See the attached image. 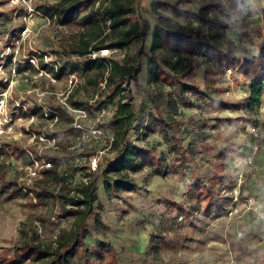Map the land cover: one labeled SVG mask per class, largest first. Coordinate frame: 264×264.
<instances>
[{
    "label": "rangeland",
    "instance_id": "1",
    "mask_svg": "<svg viewBox=\"0 0 264 264\" xmlns=\"http://www.w3.org/2000/svg\"><path fill=\"white\" fill-rule=\"evenodd\" d=\"M58 1L0 0V264H43L32 260L25 245L53 249L57 237L73 228L74 218L63 217L58 202L39 200L34 194L65 193L88 179L94 182L93 208L102 228L95 229L92 216L87 218L83 245L75 256L80 264H264V223L255 219L243 200L254 197L264 211V111L244 105L250 74L238 68L224 70L201 56L189 57L192 70L180 80L200 92L210 87L214 100L228 106L200 95H186L184 100L166 83L151 81L153 4L163 0H133L139 29L145 25L144 37L97 58L139 65L135 82L127 78L121 88L131 96L134 113L128 139L150 157L141 171L128 174L134 189L107 192L92 163L103 168L114 156L109 123L118 98L112 92L114 84L105 83L106 70H65L55 77L60 67L81 65L91 58L69 53L78 43L79 25L61 26L37 13L40 6ZM178 1L192 14L205 5L225 6V0H165ZM259 2L264 7V0ZM163 14L199 36L211 33L192 18ZM218 17L228 26L222 44L236 46L238 59L254 56L259 39L251 36L253 43H248L240 37L248 29L246 23L237 15ZM109 43H103L104 50ZM41 63L52 70L42 69ZM65 98L83 109L70 108ZM37 108L40 113H33ZM59 109L67 112L69 125L44 119V112ZM154 117L174 129L165 134L157 128L142 136ZM68 128H73L71 134L61 133ZM59 133L62 137L52 139ZM255 146L259 150L253 160L260 172L252 175L233 161ZM225 149L231 158L217 170L216 156ZM24 153L30 155V165L23 164ZM46 158L58 161L60 184L43 174ZM240 171L243 181L238 185ZM24 189L25 197L14 193ZM83 248L87 257H80Z\"/></svg>",
    "mask_w": 264,
    "mask_h": 264
},
{
    "label": "trees",
    "instance_id": "2",
    "mask_svg": "<svg viewBox=\"0 0 264 264\" xmlns=\"http://www.w3.org/2000/svg\"><path fill=\"white\" fill-rule=\"evenodd\" d=\"M98 3L96 7L95 4ZM133 0H59L54 6H40L37 13L48 20H55L61 26L72 24L79 25L81 32L78 43L71 46L70 54L79 58L87 57L92 52L103 49L102 45L109 40L106 48L123 50L125 46L135 39H142L145 35V25L139 29L135 10L132 6ZM181 2L167 3L165 0L153 4L155 24L151 29L149 52L150 69L148 72L151 81H161L178 91L181 99H187L186 95L205 97L213 104L228 106L211 96V88L203 92L196 87L183 83L180 77L191 72L189 57L201 56L207 62H211L224 70L241 69L243 74H250V81L247 86V97L244 105L249 110H258L264 103V7L259 0H225V6L217 4L205 5L199 9L197 14H192L180 8ZM227 12V13H226ZM165 14L173 15L182 19H194L207 27L211 33L207 36H199L184 25L172 24ZM237 15L246 23L248 29L241 33L242 41L253 43L251 36L259 39L257 51L254 56L245 55L241 59L234 56L236 46L233 44L223 45L221 38L223 31L228 28L227 24L221 21L218 15ZM211 15L210 18L207 16ZM228 17V16H227ZM107 22H109L107 24ZM104 29L111 30V34L105 33ZM41 68L51 71L41 63ZM65 70L75 72H101L106 70L108 76L105 83L108 87L114 84L113 95L117 96L116 110L109 123L112 130V137L109 148L114 156L107 160L103 168L96 165L95 172H100L103 178V188L107 192L131 191L134 185L128 178L129 173H137L146 165L150 154L141 148H137L128 139V132L132 128L134 113L131 106V96L124 94L122 85L126 79L136 80V74L140 71L139 65L125 60L117 62L112 59L99 57L88 58L83 64H73L60 67L56 78L65 74ZM18 71V69H17ZM131 72L133 74L131 75ZM114 78L116 80H114ZM182 101V100H181ZM184 104L189 102L183 101ZM65 104L74 110H82L83 106L68 98ZM35 114L40 109L34 110ZM43 118V116L41 115ZM48 119L56 123H71L67 112L63 109L50 111ZM159 128L161 132L167 133L174 127L159 117L151 118L144 126L142 136ZM73 128L62 129L61 133L71 134ZM64 131V132H63ZM61 133L53 136L52 139L62 137ZM77 132L75 131L74 135ZM175 150V148H174ZM230 151L225 149L216 156L217 170H222L224 163H229ZM29 154L22 155L24 165H30L32 160ZM231 161V160H230ZM47 169L43 170L45 176L50 175L56 184H60L62 178L58 173V161L55 158H46ZM89 176V175H87ZM89 178V177H87ZM71 190L73 193H71ZM65 193L53 194L48 191L36 192L37 199H51L59 203V211L63 217L74 218L73 228L57 237L56 246H32L25 245V250L30 253L32 260L44 261L43 264H80L75 260L76 252L82 247V238L85 234L86 221L92 216L95 229L102 228L98 213L94 212L93 204L97 197L95 194L94 182L90 179L80 182L75 188ZM14 191L17 195L25 197L26 189ZM34 193V192H32ZM67 206H70L67 208ZM98 255V254H97ZM80 257H87L86 249L83 248ZM95 257V255H94ZM97 257V256H96Z\"/></svg>",
    "mask_w": 264,
    "mask_h": 264
},
{
    "label": "built area",
    "instance_id": "3",
    "mask_svg": "<svg viewBox=\"0 0 264 264\" xmlns=\"http://www.w3.org/2000/svg\"><path fill=\"white\" fill-rule=\"evenodd\" d=\"M108 23L109 22H107V24ZM111 53L112 52H110L108 49H105V50L102 49V50H100L98 52L90 53L88 56H90L91 59H96L97 56H99V55H101V56H109ZM261 108H262V111H264V106L263 107H260L259 109H261ZM47 116H48V114L46 112H44V119L47 120V121L53 122L52 124L54 125L55 120L54 121H51V120L48 119ZM256 140H255V142H257ZM258 150H259L258 146H255L253 148V150L250 151L249 153L244 152L242 154V157L241 158H239L238 160H234L233 161V164L235 165V167H236V165H241V167L246 172L249 171V172H251L252 175L257 174V172H260V170L257 168V166H255L253 159H254V156H255V154L257 153ZM92 166H93V169H94L96 167V164L95 163H92ZM243 173L244 172H241L240 171L237 174L238 177H239V183H238V185H240V183L243 181ZM237 196H238V194H235V196H234V200L235 201L237 200L236 199ZM243 200H244V205H246V209L248 211H251L254 214L255 219L258 220V221H260V222H262V223H264V211L257 207L255 198L254 197H248V198H244ZM69 207L70 206H67V208H69ZM236 235L237 236H241L242 235V232L238 231Z\"/></svg>",
    "mask_w": 264,
    "mask_h": 264
},
{
    "label": "crops",
    "instance_id": "4",
    "mask_svg": "<svg viewBox=\"0 0 264 264\" xmlns=\"http://www.w3.org/2000/svg\"><path fill=\"white\" fill-rule=\"evenodd\" d=\"M248 218H249V216H248ZM248 220H249V219H248ZM248 220H247V221H248ZM250 221H251V220H250ZM238 231H239V230H237L236 232H238ZM236 232H235V233H236Z\"/></svg>",
    "mask_w": 264,
    "mask_h": 264
}]
</instances>
